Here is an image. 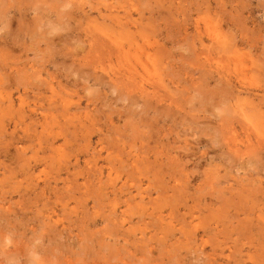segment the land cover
<instances>
[{
    "label": "rangeland",
    "instance_id": "obj_1",
    "mask_svg": "<svg viewBox=\"0 0 264 264\" xmlns=\"http://www.w3.org/2000/svg\"><path fill=\"white\" fill-rule=\"evenodd\" d=\"M0 264H264V0H0Z\"/></svg>",
    "mask_w": 264,
    "mask_h": 264
},
{
    "label": "bare ground",
    "instance_id": "obj_2",
    "mask_svg": "<svg viewBox=\"0 0 264 264\" xmlns=\"http://www.w3.org/2000/svg\"><path fill=\"white\" fill-rule=\"evenodd\" d=\"M241 234V233H240Z\"/></svg>",
    "mask_w": 264,
    "mask_h": 264
}]
</instances>
